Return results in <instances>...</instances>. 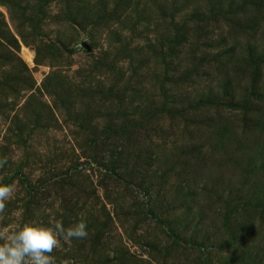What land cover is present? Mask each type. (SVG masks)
Returning a JSON list of instances; mask_svg holds the SVG:
<instances>
[{"label": "rangeland", "instance_id": "rangeland-1", "mask_svg": "<svg viewBox=\"0 0 264 264\" xmlns=\"http://www.w3.org/2000/svg\"><path fill=\"white\" fill-rule=\"evenodd\" d=\"M121 1L128 4L118 21L110 17L115 0H48L38 13V0H16L17 19L0 4V159L8 160L0 184L16 189L0 230L62 223L77 204V222L91 229L108 212L98 253L70 255L61 241L54 264H92L99 252L124 251L135 264H264V0L237 7L239 26H229L230 10L221 7L210 29L197 25L210 22L199 19L202 0L165 21L151 0ZM10 36L15 56L1 48ZM53 72L71 95L68 108L64 90L36 91ZM86 103L101 110L97 130L115 108L133 117L122 152L155 146L144 176L133 170L126 186L107 174L106 153L90 149L76 117ZM143 128L144 141L134 142ZM188 192L196 197L184 203ZM255 197L253 215L241 202ZM220 201L233 213L226 227L215 216ZM167 227L173 240L160 233Z\"/></svg>", "mask_w": 264, "mask_h": 264}, {"label": "trees", "instance_id": "trees-1", "mask_svg": "<svg viewBox=\"0 0 264 264\" xmlns=\"http://www.w3.org/2000/svg\"><path fill=\"white\" fill-rule=\"evenodd\" d=\"M38 4L40 5V7H37V11L35 13H38L41 8L43 7L44 4L48 3V0H38ZM50 1V0H49ZM117 1V2H116ZM153 3H155L156 8H159L157 10L158 13V17L160 20L165 21V19H171L173 18L175 15L178 14V10L180 9H189L188 5H191L193 1H197V0H161V3L158 5L157 7V3L160 2L159 0H151ZM205 2V8H204V14L205 15H200L199 19H205L208 20L210 22H201L198 21L197 25L199 23V28L204 29L205 25H208V28H211V24L213 21H211V19L209 18H213L214 15H216L217 12L220 11L221 7H223L224 9H229L230 10V18H229V26L230 25H234V26H239L240 22L238 21V16H239V10H237V7L239 8H243L244 5L246 6V2L249 0H202ZM235 1V2H234ZM14 2H16V0H0V4L1 5H6L7 10L9 12V14L11 15V17H13L14 19L19 18V16H17L16 14H13L12 12V8L14 7ZM116 4V10L111 14V20L112 21H118L119 20V12L120 11H124L127 8V4L125 2H122L121 0H115ZM42 4V5H41ZM224 5V6H222ZM258 6V5H257ZM121 9V10H119ZM119 10V11H118ZM191 12H193L192 10H189ZM39 16L38 14H34L32 16V25H33V20L38 21L39 20ZM21 21V20H20ZM191 21L188 20L187 23ZM186 20L183 19V22H181V24H185ZM197 27V26H196ZM7 33V31H6ZM10 35V34H8ZM178 35H180L178 33ZM6 36L4 35V31H0V39H5ZM8 43V44H7ZM7 43L1 44V48H5V50L8 52V54H11L13 56H15V52L18 49V44L17 41L14 37H11L7 40ZM7 47V48H6ZM50 50H48L49 52ZM58 74L57 73H50L49 75L47 74L44 79L42 80L40 87H38V89L36 91H39V88L44 91H46L48 94H51L52 96H60V94L56 93L57 91H62L63 92V102L65 104V106L67 105V108L70 107L71 104V100H70V93L68 90H66L63 86V83L58 81ZM6 82V80H5ZM0 87H4L3 83L0 82ZM78 90V89H77ZM84 93H82L81 95L83 96ZM87 97L90 98L91 93H87L86 94ZM32 97L34 98V94L32 93ZM123 101L119 98H116V107H118L119 104H121ZM134 109V107H132ZM135 110H139V109H135ZM101 110L95 109L94 107H92L90 104L86 103L85 105H83L82 107H79L77 109L76 112V117L79 118L81 121H84V124L87 125V135H88V140H86V143H88V145H90V149H93V151H96L95 154H98L100 151H103L106 153V156L108 157V161L107 163L102 164L105 168V170L108 172L107 174H109L110 176H120V179L122 180L123 184L128 186L130 184V172H133V170L138 171L139 173L141 172L142 176H144V172L148 170V167L150 165V163L152 162V157L151 154L154 153V149L155 146L151 147V146H147V147H143L142 149L136 150L134 152H132V154H125V152L123 151V146L126 143L124 140L127 137L131 136V130L133 129V117L129 116V115H125L124 113H121V109L120 111H118L115 108V114H113L112 117L106 119L105 122V126L102 129L97 130V126L93 123L94 122V118L102 113H99ZM133 111V110H131ZM128 113V112H127ZM136 113L135 116L140 115V112H134ZM130 115H132V113H128ZM115 115V116H114ZM142 117L148 119V117L151 115V113L149 115H145L144 113L141 114ZM134 116V115H133ZM75 117V119H76ZM145 119V120H146ZM86 122V123H85ZM24 129V128H23ZM140 129V128H139ZM143 129H145L143 131ZM141 131L138 130L137 132H135L136 130L134 129V134L136 136L139 137L138 140H135L134 142H138L139 140H141L142 142L144 141L143 136L138 135V134H142L141 132H146L148 130V128H143ZM21 130V129H19ZM120 143V144H119ZM118 146V150L116 149V147ZM92 155H94V153H92ZM139 155V156H138ZM143 155H145V157H143ZM141 157L144 158V162L142 164H140V166L136 167L135 166V159H139ZM144 168H143V167ZM7 180H3L1 182V184L7 185ZM185 196V197H184ZM181 200L186 203L191 201V199L194 201L195 196V192L193 193H185ZM187 198V200H186ZM197 198H199V193H197ZM211 195H209V200L208 202H210ZM200 199V198H199ZM256 199H250V200H245L244 202H241V205L243 206V209H248L247 212H253V215L258 213V211H260V206H259V202L260 201H254ZM137 205V203H136ZM225 201L221 202L219 206H221L220 208L223 209L222 213L220 214H216L215 216L219 217L222 222L224 224V226L226 225V223L231 221V215L233 213H229V211L227 210V208L225 207ZM184 207V206H182ZM181 207V208H182ZM82 208V206L80 205H73L70 210H69V216L67 220L63 219L62 220V224L64 223L65 225H69L70 223H72L73 221L77 222V217H78V212L80 211V209ZM67 212V210H66ZM88 213V215H84L85 218H89L92 216V214H89V211H86ZM149 212L153 215V212L151 210H149ZM246 212V213H247ZM126 214V212H125ZM155 215V214H154ZM103 218L101 219L100 222H94L97 226L96 227H92L89 228V224H87V231H88V236L86 239L83 240H73L71 246L68 248V253L70 255H73L75 253H78L79 251L82 252V250H85V252H92V253H98V250H96L98 248V246L100 245V241L102 238V230L103 227L105 226L106 222L109 220L108 217V212L105 211L102 214ZM81 220V219H78ZM220 220V221H221ZM250 223V222H249ZM156 224H159V222L157 221ZM247 225V224H246ZM99 226V227H98ZM227 226V225H226ZM225 226V227H226ZM243 226V225H242ZM101 228V229H100ZM90 229L92 231H90ZM231 229V228H230ZM230 232H233L232 229L229 230V234L231 237L234 236V232L231 234ZM160 233L162 236L167 237V238H171L172 240L174 239V232L172 230L171 227H167L166 230H160ZM161 238L156 237V242L157 244L160 242ZM148 243L149 246H151L152 244L150 243V240L146 241ZM232 246H235L234 244H231ZM84 259L87 258V255H85V253L83 254ZM90 256V255H89ZM91 262L92 264H107L110 262H113L114 264H135V258H133L132 256H130L126 251L119 252L118 254L116 253V255L112 256V257H108L106 254H104L103 252H99L98 256L92 255L91 256ZM238 264V263H236ZM240 264V263H239Z\"/></svg>", "mask_w": 264, "mask_h": 264}, {"label": "clouds", "instance_id": "clouds-1", "mask_svg": "<svg viewBox=\"0 0 264 264\" xmlns=\"http://www.w3.org/2000/svg\"><path fill=\"white\" fill-rule=\"evenodd\" d=\"M7 163V158L0 159V168ZM15 192L13 185L0 184V214L5 212ZM87 236V224L83 219L68 228L62 223L52 226L24 223L14 231L0 230V264H54L52 253L61 241L71 246L73 240H83Z\"/></svg>", "mask_w": 264, "mask_h": 264}]
</instances>
